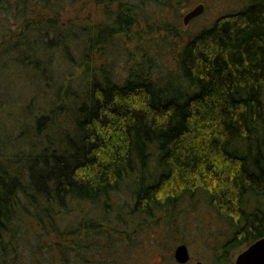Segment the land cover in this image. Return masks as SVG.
I'll list each match as a JSON object with an SVG mask.
<instances>
[{"label": "trees", "instance_id": "trees-1", "mask_svg": "<svg viewBox=\"0 0 264 264\" xmlns=\"http://www.w3.org/2000/svg\"><path fill=\"white\" fill-rule=\"evenodd\" d=\"M82 1L0 0L1 63L34 99L20 111L30 126L12 114L10 127L0 124V264L27 255L31 264H81L73 247L92 256L103 240L107 256L118 254L123 242L101 232L103 219L83 221L78 241L62 217L88 203L126 225L109 202L126 183L142 223L174 221L185 202L207 208L224 227L213 264H233L234 250L264 237V0L188 37L174 71L154 47L134 56L127 46L150 7L180 0H96L100 23L62 20Z\"/></svg>", "mask_w": 264, "mask_h": 264}, {"label": "rangeland", "instance_id": "rangeland-1", "mask_svg": "<svg viewBox=\"0 0 264 264\" xmlns=\"http://www.w3.org/2000/svg\"><path fill=\"white\" fill-rule=\"evenodd\" d=\"M248 1L180 0L179 3L174 4L175 6L172 10H162L152 6L148 9V14L151 16L149 22L140 21L139 27L136 28L135 33H137V38L133 37L128 46L125 40L123 44L129 48L134 56L140 55L141 52L139 51H146L148 48L152 49L154 47L153 49L158 51L154 55L157 58V62L164 68L169 69V71H174L176 69L177 51L181 44L186 42L188 37L194 35L203 27L210 25L220 16L241 8ZM199 4L205 5V11L188 25H185L183 22L184 16ZM103 18L104 7L96 0H86L77 3L72 9L67 10L62 15V20L65 21L77 19L83 22L86 19H90L94 23H100ZM162 22L171 25V28H174L175 32L184 36V39L181 41L175 34H169L163 29L164 27H161ZM12 23L10 20L8 24L12 26ZM2 40L3 38L0 36V42ZM1 60L0 58V124L10 127L11 124L9 125V122L11 123V120L8 116L12 114L15 115L17 123H25L30 126L33 119L32 116L26 117L20 111L30 103L32 89L27 82L21 79L20 87L22 90L19 91L18 88L16 90L15 84L17 85L18 83H16L14 69L6 63L2 64ZM22 98L25 102H20L17 106L19 110H17L14 102L16 99L21 101ZM42 98L44 99V95L39 96L37 111L41 109L40 103L43 100ZM7 133L10 134V131L7 130ZM11 134L13 136L12 132ZM17 134L19 133L16 132L15 135ZM12 139L13 142L15 138ZM109 202L113 212L111 217L116 219V216H120V218L126 221V225H116L114 222L112 223L113 220L106 221L107 218L105 217L106 213L104 210L95 209V207L88 203H77L75 211L67 213L65 217L64 215L62 217V222H64L62 224L77 227L78 241H83L87 233L81 228V223L91 217H98L105 221V224L102 226L103 231L101 232H104L106 236H113L114 243H116L115 241L123 242L124 248L118 254L110 256H107L109 251L105 250L106 242L104 240L101 241L100 250L97 249V254H93L92 256H89L84 251L82 252V248L78 249L76 247L74 249L73 247L71 254L75 257L79 255L77 258L82 263L86 260L87 264H106L104 258L111 260L114 256L117 264H177L174 252L179 244L182 243L188 245L191 253V260L187 264H196L197 261H201L203 264L214 263V259L216 258L213 250L214 246H216L215 240L222 239L220 237H223L221 234L224 227L214 222L213 214L207 208L203 206L197 208L194 207V204L192 205V202H185L179 207L182 210H177L176 215L173 216L174 221L171 215H167V221L164 219L163 221L158 220L156 222L155 219H150V221L146 222L143 220L145 223H142L140 215L131 214V210L135 205V196L129 183L123 185L121 190L110 198ZM164 217L165 215H162L161 219ZM156 219L158 218L156 217ZM109 222L112 223L111 226L108 225ZM49 237L50 235L45 239L46 245H49ZM119 248L121 249L120 245ZM245 249L246 246L244 245L234 250L232 255L233 264H235L237 256ZM75 250L78 251L77 255ZM56 258L58 262L60 255H57ZM32 260L33 256L27 255L18 264H31Z\"/></svg>", "mask_w": 264, "mask_h": 264}, {"label": "water", "instance_id": "water-1", "mask_svg": "<svg viewBox=\"0 0 264 264\" xmlns=\"http://www.w3.org/2000/svg\"><path fill=\"white\" fill-rule=\"evenodd\" d=\"M205 11V5L199 4L184 16V24L188 25ZM190 251L187 245H179L174 252V258L179 264H186L190 260ZM197 264H203L198 262ZM235 264H264V237L258 239L236 258Z\"/></svg>", "mask_w": 264, "mask_h": 264}, {"label": "flooded vegetation", "instance_id": "flooded-vegetation-1", "mask_svg": "<svg viewBox=\"0 0 264 264\" xmlns=\"http://www.w3.org/2000/svg\"><path fill=\"white\" fill-rule=\"evenodd\" d=\"M182 244H185V243H182ZM179 245H181V244H179ZM185 245H187V244H185ZM187 247H188V245H187ZM188 248H189V247H188ZM189 251H190V250H189ZM190 255H191V253H190ZM190 260H191V257H190ZM190 260H189V261H190ZM198 262H201V261H197V263H198ZM197 263H196V264H197ZM202 263H203V262H202ZM177 264H179V263L177 262ZM186 264H187V263H186Z\"/></svg>", "mask_w": 264, "mask_h": 264}]
</instances>
